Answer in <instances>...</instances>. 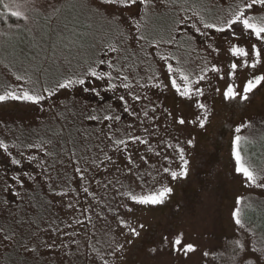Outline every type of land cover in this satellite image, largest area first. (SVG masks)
Returning a JSON list of instances; mask_svg holds the SVG:
<instances>
[{"label":"rangeland","instance_id":"1","mask_svg":"<svg viewBox=\"0 0 264 264\" xmlns=\"http://www.w3.org/2000/svg\"><path fill=\"white\" fill-rule=\"evenodd\" d=\"M244 3L2 0L0 264H264V83L224 96L264 75V41L217 31ZM236 135L256 184L236 171ZM164 187L161 205L130 198ZM178 236L195 251H174Z\"/></svg>","mask_w":264,"mask_h":264},{"label":"snow or ice","instance_id":"2","mask_svg":"<svg viewBox=\"0 0 264 264\" xmlns=\"http://www.w3.org/2000/svg\"><path fill=\"white\" fill-rule=\"evenodd\" d=\"M107 2H111V3H117L119 2V0H107ZM136 0H129V3H135ZM0 3H2V0H0ZM256 4H260L262 6H264V0H245V3L239 8V10L233 15V17L231 19H229L226 23L224 27H220L217 28V31H225V29H231L233 27V25L236 24H240L242 26L243 30H250V34H254L257 38L258 41H264V17H260L259 21L257 22V18L249 16L246 14L247 10L252 9ZM3 7L5 9L9 10V14L13 17L16 18H26L25 14L20 12V11H11L10 10V5L7 3L3 4ZM206 27H216V25H206ZM230 51L237 56H242V57H248L249 53L248 51H246L244 48L238 47V46H233ZM252 51L254 56L256 57L257 62L259 61V57L261 55V52L259 49L256 48V45L252 46ZM244 66H250L255 68L256 64L252 63L251 65H249V62L247 59L244 60ZM169 71H172V66L169 65ZM237 65L235 63H233L231 65V68L234 70L236 69ZM217 70V69H214ZM92 76H95L96 73L93 71L91 72ZM182 79L184 81L188 80L187 76H183ZM73 83H78V84H84L85 80L84 79H80V80H67L65 83L60 84L59 87L64 88V87H70ZM172 86L174 88H176V91L184 97H189L191 98L192 95H201V91L199 89H196L195 93H192L190 91V89L187 87V85H185L183 87V89H181V87L179 85H177V82L175 79H173L171 81ZM262 83H264V75H256L254 76L252 79H248L246 81V83L244 84L243 87V95H241L234 87L233 84H229L225 91H224V96L226 98H236L237 96H239L241 99L243 100H247L248 99V93L252 92L253 89L257 88L258 85H261ZM13 98L16 99H25V100H31L34 102H39L40 99H42L41 96H34V95H30L27 92H25L23 94V96H16L15 94H12ZM7 97L4 95H0V101L5 100ZM197 107L200 109H204L205 105L201 104V103H197ZM206 119V118H205ZM205 119H200L199 120V124L201 127H204L205 125ZM178 123L183 125L185 123V120L183 118H180L178 120ZM243 127V126H241ZM241 130L240 127H237L235 129V131L237 133H239ZM242 140V137L239 135H236L233 141V155L235 157V161H236V171L237 173L242 174L246 180L248 182H250L251 184H256L257 182V176L255 174V172L250 169L248 166L245 165L242 155H241V151L239 149V144L240 141ZM189 144H192V141L189 140L188 141ZM182 153V150H181ZM181 159L183 161L181 170L179 172L173 171L171 172V176L175 179L178 176H186L188 173V167L187 165L189 164V161L183 159V155H181ZM15 162V161H14ZM77 171H79V169H77ZM165 171H169L168 169H165ZM260 187H264V185H257ZM87 191V190H85ZM172 189L168 188V187H164L159 191L156 192H152L146 195H131L130 194V198L132 201L141 204V205H152V206H156V205H161L165 202L166 198L169 196V194L171 193ZM239 203V201H238ZM239 209H236V211H234L233 216L236 218V223L240 224L241 220L239 219ZM141 228H143V225L140 226ZM132 234L133 235H139V233L136 231V229H131ZM182 235V234H181ZM167 238L165 237V240ZM173 250L174 251H182L185 254L187 252H191V251H195V246L191 243L188 244H183L182 242V238L181 236H178L176 239L173 240ZM153 251H155V249H153ZM205 255H207V253H205Z\"/></svg>","mask_w":264,"mask_h":264}]
</instances>
